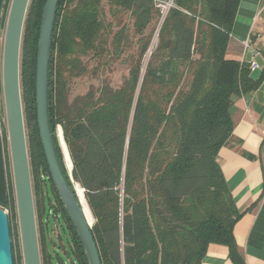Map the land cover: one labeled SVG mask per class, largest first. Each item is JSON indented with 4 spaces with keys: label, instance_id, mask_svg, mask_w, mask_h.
I'll use <instances>...</instances> for the list:
<instances>
[{
    "label": "trees",
    "instance_id": "obj_1",
    "mask_svg": "<svg viewBox=\"0 0 264 264\" xmlns=\"http://www.w3.org/2000/svg\"><path fill=\"white\" fill-rule=\"evenodd\" d=\"M46 1H30L21 55L39 244L43 264H67L49 252V242L60 244L72 264H89L51 178L39 133L37 53ZM240 2L176 0L145 68L154 33L146 31L159 19L153 0H59L49 124L70 190L76 194L74 181L85 190L102 264H202L211 245L227 247L232 261L244 264L234 236L244 212L217 162L234 128L232 98L258 88L249 67L226 56ZM131 31L139 49L130 54ZM118 63H128V74L114 87L109 76ZM87 77L100 84L72 99L74 82ZM5 139L8 145L7 133ZM9 179L3 208L10 210L11 223L16 200ZM50 215L57 239L50 236Z\"/></svg>",
    "mask_w": 264,
    "mask_h": 264
},
{
    "label": "crops",
    "instance_id": "obj_2",
    "mask_svg": "<svg viewBox=\"0 0 264 264\" xmlns=\"http://www.w3.org/2000/svg\"><path fill=\"white\" fill-rule=\"evenodd\" d=\"M11 2L12 0H0L2 207L8 200L10 186L9 153L5 139L8 129L3 95V52ZM226 56L248 67L251 62L264 66V0H241ZM250 76L253 81L258 82V88L252 93L232 98L231 117L234 128L220 149L217 162L237 207L244 212L234 227V236L244 264H264V73L262 70H250ZM59 129L64 140L62 129ZM202 264L235 263L229 257L227 247L211 245Z\"/></svg>",
    "mask_w": 264,
    "mask_h": 264
},
{
    "label": "water",
    "instance_id": "obj_3",
    "mask_svg": "<svg viewBox=\"0 0 264 264\" xmlns=\"http://www.w3.org/2000/svg\"><path fill=\"white\" fill-rule=\"evenodd\" d=\"M31 0H12L6 25L3 52V88L11 152L15 196L20 221L25 264H41L30 172V158L21 88V55L25 20ZM59 0H47L40 29L37 53L36 103L41 142L49 172L86 251L89 264H102L92 233L93 214L84 210L76 187L72 192L60 168L48 115L49 64ZM62 144V143H61ZM62 146V145H61ZM63 149V147H62ZM64 150V149H63ZM73 167L71 168V172ZM82 191V187L77 184ZM83 197L85 198V194ZM86 200V198H85ZM0 264H14L8 212L0 205Z\"/></svg>",
    "mask_w": 264,
    "mask_h": 264
},
{
    "label": "rangeland",
    "instance_id": "obj_4",
    "mask_svg": "<svg viewBox=\"0 0 264 264\" xmlns=\"http://www.w3.org/2000/svg\"><path fill=\"white\" fill-rule=\"evenodd\" d=\"M126 21L130 24L129 17L126 18ZM157 25H158V22L156 23L155 27L152 26L150 29H148L146 31V34L150 35L151 32H153V31L155 33ZM154 33H153V35H154ZM130 37L134 41L133 42L134 46H133L132 50H130V51H132V52H130V54H131L133 52L134 53L138 52L139 45L136 44L137 41H138V37L135 38V35H134L133 31H131V36ZM128 54L129 53H127L126 55H128ZM148 60H149V57L146 58V60L144 61L145 68L147 67V65L149 63ZM127 74H128V63H125V64L118 63V64H116L114 66V73L109 76L112 79L113 86L114 87H119L121 85L122 81H123V78ZM92 84L99 85L100 83H99V81L93 80V79L88 78V77L76 80L74 82V84H73V87H72V99L74 97L78 96V95L85 94L87 92V90L89 89L90 85H92ZM6 133H7V137H8V132H6ZM26 134H27V129H26ZM60 134H61V132H60V129L58 128V134H57L58 136L57 137H58V140H59V143H60V146H61L62 145L61 144L62 140H61ZM27 141H28V137H27ZM61 149H62V146H61ZM62 152H63V158H64V163H65L66 170H67L69 176H72L71 169H70V167H68V165L66 163L65 154H64V150L63 149H62ZM8 153H9L10 175H11V178H12V185H13V189H14V192H15V185H14V178H13V169H12V160H11V152H10L9 142H8ZM30 172H31V167H30ZM31 181H32V189H33V197H34V206H35L37 230L39 232V220H38L39 215L37 213V209H36V205H35L36 196L34 194V180H33V176L32 175H31ZM74 185H75V181H74ZM77 191H78L80 197L83 200V193H82L81 189H77ZM15 200H16V196H15ZM85 201L83 200L84 203H86ZM8 212L10 213V210H8ZM89 215H91L90 212H89ZM47 216H49V215H47ZM49 219H50V221H49L50 236H52L53 238L57 239V229L55 228L54 218H53V216L51 217V215H50ZM9 223H10V220H9ZM57 226H58V230H60V234H62L63 239H65L66 245H68L67 234L65 232V228H63L62 222L60 223L58 221V225ZM10 232H11L14 264H25L24 253H23V243H22V236H21V228H20V221H19V215H18V209H17L16 201H15V211L12 214V222L10 223ZM59 245L60 244L57 243L56 247H54V245L51 242H49V252L52 255H54L55 258L57 256V254H60V256L67 262V264H72L69 261L68 257L66 256L64 250ZM40 257H41V264H43L42 254H41V247H40Z\"/></svg>",
    "mask_w": 264,
    "mask_h": 264
},
{
    "label": "built area",
    "instance_id": "obj_5",
    "mask_svg": "<svg viewBox=\"0 0 264 264\" xmlns=\"http://www.w3.org/2000/svg\"><path fill=\"white\" fill-rule=\"evenodd\" d=\"M153 1L155 3L156 9L159 12V19H158V25H157L156 31L152 37L151 44H150V47L148 50L147 58L149 57V60H150L152 53L154 52V50L156 49V47L158 45L160 32H161V29L164 25V22H165L167 16L171 12V10L177 8L176 0H153ZM249 69L253 70V71L254 70H262L264 73V66H260L257 62H251L249 65ZM74 186L76 187L77 184H75ZM82 191L85 193L84 189H82Z\"/></svg>",
    "mask_w": 264,
    "mask_h": 264
},
{
    "label": "bare ground",
    "instance_id": "obj_6",
    "mask_svg": "<svg viewBox=\"0 0 264 264\" xmlns=\"http://www.w3.org/2000/svg\"><path fill=\"white\" fill-rule=\"evenodd\" d=\"M76 188H77V189H81L78 185L76 186ZM85 204H86V203L83 202L84 210H85L86 213L89 215V212H88V210H87L88 207L86 206L87 204H86V205H85ZM88 209H89V208H88ZM90 214H91V213H90Z\"/></svg>",
    "mask_w": 264,
    "mask_h": 264
}]
</instances>
